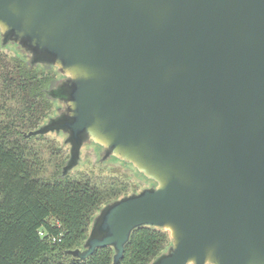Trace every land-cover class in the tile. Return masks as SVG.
I'll use <instances>...</instances> for the list:
<instances>
[{
    "label": "water",
    "instance_id": "obj_1",
    "mask_svg": "<svg viewBox=\"0 0 264 264\" xmlns=\"http://www.w3.org/2000/svg\"><path fill=\"white\" fill-rule=\"evenodd\" d=\"M2 46L58 72L66 177L87 144L151 186L103 206L82 249L169 234L150 264H264V0H0Z\"/></svg>",
    "mask_w": 264,
    "mask_h": 264
},
{
    "label": "trees",
    "instance_id": "obj_2",
    "mask_svg": "<svg viewBox=\"0 0 264 264\" xmlns=\"http://www.w3.org/2000/svg\"><path fill=\"white\" fill-rule=\"evenodd\" d=\"M18 51L0 49V264H113L109 247L86 260L69 253L82 249L103 206L129 194L128 180L84 173L58 177L56 168L66 161L48 140L56 132L27 134L54 115L59 75ZM170 246L167 232L139 228L119 264H150Z\"/></svg>",
    "mask_w": 264,
    "mask_h": 264
},
{
    "label": "rangeland",
    "instance_id": "obj_3",
    "mask_svg": "<svg viewBox=\"0 0 264 264\" xmlns=\"http://www.w3.org/2000/svg\"><path fill=\"white\" fill-rule=\"evenodd\" d=\"M0 49L9 54H16L17 52H19V49L15 45L3 47L1 40ZM57 105L58 106L55 108V113L52 117L59 115L64 110L63 104L58 103ZM66 138L67 136L63 133L51 134L50 137H48V140L50 139L51 141H53L55 146L59 150V152L56 153L57 158L60 159V161L62 159L64 161L65 159V161L67 162L70 158V147L65 142ZM45 166H47L49 171L52 170L51 164L46 163ZM64 166L65 165H63L61 168H56L58 169V173H60L58 174V177L62 176V170ZM80 173L89 175L93 174V178L126 177V180H128L127 183L129 185V194L137 193L151 186V183L140 176L132 166L125 165L113 158H105V155L103 154L101 149L94 144H87L82 148L80 162L78 166L68 174V176L74 175V177H76ZM45 176L47 177L48 174H45Z\"/></svg>",
    "mask_w": 264,
    "mask_h": 264
},
{
    "label": "built area",
    "instance_id": "obj_4",
    "mask_svg": "<svg viewBox=\"0 0 264 264\" xmlns=\"http://www.w3.org/2000/svg\"><path fill=\"white\" fill-rule=\"evenodd\" d=\"M41 235L43 236V234H41ZM52 241L55 243V242L58 241V239L57 238H52Z\"/></svg>",
    "mask_w": 264,
    "mask_h": 264
}]
</instances>
